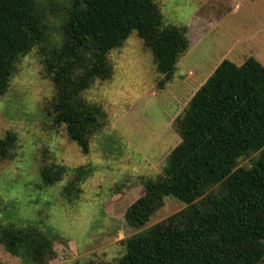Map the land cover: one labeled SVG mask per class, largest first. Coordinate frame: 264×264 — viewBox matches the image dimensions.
I'll use <instances>...</instances> for the list:
<instances>
[{
    "label": "trees",
    "instance_id": "trees-1",
    "mask_svg": "<svg viewBox=\"0 0 264 264\" xmlns=\"http://www.w3.org/2000/svg\"><path fill=\"white\" fill-rule=\"evenodd\" d=\"M68 2L59 27L61 44L48 49L40 44L45 24L35 0H0V95L19 57L39 45L44 72L55 86L52 122L63 125L86 154L105 113L81 94L95 80L111 77L109 51L136 31L164 75L163 88L189 43L184 29L163 23L155 0ZM173 126L180 142L162 172L142 182L143 193L124 220L129 227L143 226L169 195L186 206L124 239L118 263L264 264V65L254 57L239 65L222 60ZM16 140L12 132L0 139L1 159L12 156ZM250 153H256L250 167H237L238 159ZM94 170L91 164L73 168L64 194L77 196ZM38 172L45 188L62 180L68 169L43 162ZM216 185L218 192L208 193ZM0 245L20 257V264H42L55 254L52 239L31 223L0 221Z\"/></svg>",
    "mask_w": 264,
    "mask_h": 264
},
{
    "label": "rangeland",
    "instance_id": "rangeland-1",
    "mask_svg": "<svg viewBox=\"0 0 264 264\" xmlns=\"http://www.w3.org/2000/svg\"><path fill=\"white\" fill-rule=\"evenodd\" d=\"M69 0H35L44 17L43 47L59 46V27ZM164 24L185 30L188 48L171 80L156 70L149 49L136 31L107 54L111 77L95 80L82 97L100 105L105 124L83 153L63 125L53 124L55 86L44 72L39 45L19 57L6 92L0 95V139L16 135L9 158H0V221L31 223L52 239L55 254L42 264H119L122 241L181 211L186 205L169 195L152 219L129 227L125 212L143 193L142 182L162 172L167 155L180 142L173 122L218 64L239 65L254 57L264 65V0H155ZM65 14V15H64ZM256 153L238 159L250 167ZM55 162L68 172L40 188L39 167ZM93 165L80 193L66 196L71 170ZM218 185L208 193L218 192ZM21 258L0 245V264Z\"/></svg>",
    "mask_w": 264,
    "mask_h": 264
},
{
    "label": "water",
    "instance_id": "water-1",
    "mask_svg": "<svg viewBox=\"0 0 264 264\" xmlns=\"http://www.w3.org/2000/svg\"><path fill=\"white\" fill-rule=\"evenodd\" d=\"M262 262H264V258L262 259Z\"/></svg>",
    "mask_w": 264,
    "mask_h": 264
}]
</instances>
